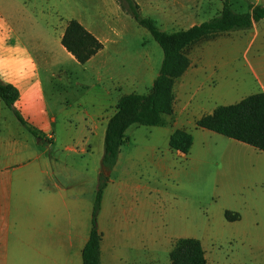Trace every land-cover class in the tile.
<instances>
[{"label": "rangeland", "instance_id": "rangeland-1", "mask_svg": "<svg viewBox=\"0 0 264 264\" xmlns=\"http://www.w3.org/2000/svg\"><path fill=\"white\" fill-rule=\"evenodd\" d=\"M136 1L143 6L141 15L152 17L166 31L207 20L222 6V0H158L157 5ZM250 3L264 4V0H229L236 12L247 11ZM16 10L50 14L57 33L69 18H78L107 35L102 54L85 63L61 51L56 34L49 38L50 66L37 58L47 109L56 120L51 124L54 135L39 131L29 135L40 143L39 149L52 143L54 136L57 143L49 154L59 151L61 142L87 137L88 133L80 132L81 116L106 105L104 120L120 96L146 93L158 73L160 46L116 0H0V18ZM34 31L46 44V33L37 22ZM185 53L193 65L204 62L203 71L175 79L174 110L163 117L161 126L132 124L126 129L118 154L120 166L109 172V178H126L133 185L136 203L142 206L136 208L125 252H120L122 260L124 264H169L173 243L193 237L200 240L208 264H264V151L197 127L188 112L200 114L264 92V19L247 29L199 40ZM188 76L193 78L189 84ZM3 113L17 122L9 108ZM66 124L70 130L64 129ZM176 129L192 136L186 153L168 145L169 133ZM96 134L89 137L100 168L103 135L100 139ZM226 210L238 217L226 219ZM24 247L23 241L18 242L13 264H27ZM67 264H74L73 257Z\"/></svg>", "mask_w": 264, "mask_h": 264}, {"label": "crops", "instance_id": "crops-1", "mask_svg": "<svg viewBox=\"0 0 264 264\" xmlns=\"http://www.w3.org/2000/svg\"><path fill=\"white\" fill-rule=\"evenodd\" d=\"M138 4L141 10L142 4ZM150 4L157 5L158 0H151ZM73 19L102 43V48L88 61L99 57L105 49L107 35L99 34L82 19ZM67 21L57 33L50 14H18L16 10V14L0 18V78L17 88L14 107L31 129L26 132L17 119L15 123L5 116L6 106L0 100V264H13L20 241L25 244L27 264H50L51 260L67 264L70 257H73L74 264H82L81 250L91 228V209L100 171L98 158H93L91 137L99 132L102 139L106 122L115 110L104 120L101 115L106 105L81 116L80 132L88 133L87 137L59 143L60 149L56 153L49 154L57 143L54 136L52 143L39 149L36 146L40 143L29 135L31 131L54 135L51 124L56 118L47 109L37 58L45 66H50L49 38L56 34V44H60ZM35 22L46 33V44L43 37L41 39L34 33ZM59 48L65 50L62 45ZM34 51L39 52L37 56ZM100 64L103 65L101 61ZM203 64L193 65L189 59L187 69L179 78L185 73L200 75ZM189 79L193 78L188 76L187 84ZM189 104L187 100L184 107L187 109ZM213 109L196 115L187 110L194 124L196 119ZM64 129L70 130V126L66 124ZM119 155L113 170L120 166ZM71 156L76 158L68 160ZM125 179L110 177L102 192L97 215V228L101 232L100 264H124L120 252H125L126 236L135 220L136 208L142 207L136 203L133 185Z\"/></svg>", "mask_w": 264, "mask_h": 264}, {"label": "trees", "instance_id": "trees-1", "mask_svg": "<svg viewBox=\"0 0 264 264\" xmlns=\"http://www.w3.org/2000/svg\"><path fill=\"white\" fill-rule=\"evenodd\" d=\"M122 10L139 25L146 28L162 51L161 64L146 93H128L120 96L113 114L108 118L103 135L100 171L91 209V228L81 250L82 264L99 263L101 232L96 221L100 210L102 192L109 180V172L115 166L120 146L126 140V129L132 124L158 126L163 116L173 111V85L189 65L186 47L219 33L247 29L264 19V5L250 3L245 12L230 8L229 0H222L219 13L200 23L173 31L160 29L156 22L141 15L136 0H116ZM60 44L78 63H85L101 48L102 43L78 20L69 19L60 37ZM18 98L17 88L0 78V100L11 110L18 122L31 130L20 112L14 107ZM197 127L216 132L264 151V92L249 94L239 101L220 105L211 113L195 121ZM192 144V136L176 129L169 137L171 149L186 153ZM224 212L228 220H235L237 213ZM169 264H208L201 242L193 237L178 238L168 252Z\"/></svg>", "mask_w": 264, "mask_h": 264}]
</instances>
